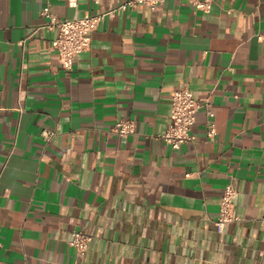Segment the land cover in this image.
<instances>
[{
  "label": "crops",
  "instance_id": "1",
  "mask_svg": "<svg viewBox=\"0 0 264 264\" xmlns=\"http://www.w3.org/2000/svg\"><path fill=\"white\" fill-rule=\"evenodd\" d=\"M109 6L0 0V264H264V0L109 14L65 70L43 12ZM184 86L216 135L203 107L177 150L161 135ZM121 119L136 133L113 132ZM229 183L239 219L221 231Z\"/></svg>",
  "mask_w": 264,
  "mask_h": 264
},
{
  "label": "built area",
  "instance_id": "2",
  "mask_svg": "<svg viewBox=\"0 0 264 264\" xmlns=\"http://www.w3.org/2000/svg\"><path fill=\"white\" fill-rule=\"evenodd\" d=\"M69 4L77 7L79 0H68ZM101 3L103 0H93ZM110 4L108 10L87 14L84 16H76L73 18H62L54 14L50 9H46L43 14L49 19L46 26L49 30H58V36L54 40V46L59 51L60 62L62 67L67 71L74 69L75 63L79 56L92 48L93 32L97 24L107 15L120 14L123 10L134 8L137 6H146L157 11L167 0H126L122 4H116L118 0H107ZM199 10L210 11L212 8V0H186ZM206 107L212 120L209 123V137L214 138L216 135V124L214 121L215 111L211 107L209 99H199L194 92L187 86L181 87L173 93V109L171 121L167 131L161 135L165 142L173 149H181L186 143L197 140V135L193 129L197 122V114L199 110ZM111 130L121 137L128 138L137 131V123L132 119H121ZM45 137L50 139L54 133L44 131ZM238 190L233 183H229L224 191L220 215L216 221V225L221 231H224L228 224L239 219L236 211L235 199ZM92 236L83 230L74 233L72 241L73 246L81 255H85ZM3 243L0 242V255Z\"/></svg>",
  "mask_w": 264,
  "mask_h": 264
}]
</instances>
